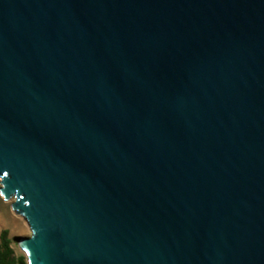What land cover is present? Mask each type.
Segmentation results:
<instances>
[{"label": "water", "instance_id": "water-1", "mask_svg": "<svg viewBox=\"0 0 264 264\" xmlns=\"http://www.w3.org/2000/svg\"><path fill=\"white\" fill-rule=\"evenodd\" d=\"M0 197L27 264H264V0H0Z\"/></svg>", "mask_w": 264, "mask_h": 264}, {"label": "rangeland", "instance_id": "rangeland-1", "mask_svg": "<svg viewBox=\"0 0 264 264\" xmlns=\"http://www.w3.org/2000/svg\"><path fill=\"white\" fill-rule=\"evenodd\" d=\"M13 200L4 201L0 197V231L7 229L9 231V237H28L30 235L29 228L25 221L11 211L10 204ZM16 254H19L21 250L18 248L17 243L13 244Z\"/></svg>", "mask_w": 264, "mask_h": 264}, {"label": "trees", "instance_id": "trees-1", "mask_svg": "<svg viewBox=\"0 0 264 264\" xmlns=\"http://www.w3.org/2000/svg\"><path fill=\"white\" fill-rule=\"evenodd\" d=\"M18 237H9V231L3 229L0 231V264H27L22 252L15 253L13 244L17 242Z\"/></svg>", "mask_w": 264, "mask_h": 264}]
</instances>
